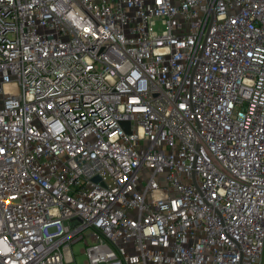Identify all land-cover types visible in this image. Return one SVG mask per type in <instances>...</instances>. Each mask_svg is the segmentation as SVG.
<instances>
[{
	"label": "built area",
	"instance_id": "built-area-1",
	"mask_svg": "<svg viewBox=\"0 0 264 264\" xmlns=\"http://www.w3.org/2000/svg\"><path fill=\"white\" fill-rule=\"evenodd\" d=\"M77 243L263 264L264 0H0V264Z\"/></svg>",
	"mask_w": 264,
	"mask_h": 264
},
{
	"label": "rangeland",
	"instance_id": "rangeland-1",
	"mask_svg": "<svg viewBox=\"0 0 264 264\" xmlns=\"http://www.w3.org/2000/svg\"><path fill=\"white\" fill-rule=\"evenodd\" d=\"M145 176L147 178V173L145 172ZM83 247L82 243H77L75 245V254H76V260L78 264H84L86 260V255L81 251V248ZM75 264V263H71ZM263 264H264V254H263Z\"/></svg>",
	"mask_w": 264,
	"mask_h": 264
},
{
	"label": "water",
	"instance_id": "water-1",
	"mask_svg": "<svg viewBox=\"0 0 264 264\" xmlns=\"http://www.w3.org/2000/svg\"><path fill=\"white\" fill-rule=\"evenodd\" d=\"M122 125L127 130V132H131V130H130V122L129 121L122 122ZM94 180L95 181H98L99 180V177H96Z\"/></svg>",
	"mask_w": 264,
	"mask_h": 264
}]
</instances>
